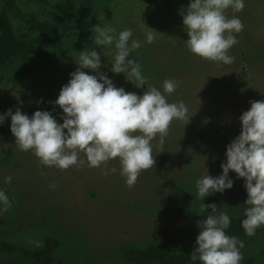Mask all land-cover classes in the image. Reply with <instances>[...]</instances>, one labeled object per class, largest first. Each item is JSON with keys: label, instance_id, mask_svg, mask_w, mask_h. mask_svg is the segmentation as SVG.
Segmentation results:
<instances>
[{"label": "rangeland", "instance_id": "374dc122", "mask_svg": "<svg viewBox=\"0 0 264 264\" xmlns=\"http://www.w3.org/2000/svg\"><path fill=\"white\" fill-rule=\"evenodd\" d=\"M188 4L189 0H115L87 23L82 37L56 46L40 61L15 62L0 70V114L20 108L31 116L47 110L62 123V109L52 102L78 67L75 58L94 46L92 28L97 24L131 28L133 38L144 41L150 27L157 31L155 41L142 44L131 56L153 86L162 90L165 79L175 80L179 86L168 96L169 102L183 101L193 114L187 125L173 121L163 145L153 141L155 165L142 171L131 188L120 175L118 160L100 168L88 167L86 161L66 170L42 165L32 151L15 145L11 120L6 118L0 125V188L12 207L0 214V264H33L18 249L4 250L2 244L33 249L41 247L47 235L59 242L49 264H138L125 256L130 247L193 246L198 221L166 207L175 194L193 195L195 210L215 203L230 217L244 212L243 178L230 171L233 187L203 200L197 198L196 180L206 172L213 177L222 173L226 147L241 131L240 115L250 108V101L264 100V0H244L242 11H226L244 26L229 50L234 57L230 65L210 62L187 49L182 11ZM97 51L104 54L100 71L116 87L143 94L146 85L138 89L123 73L109 70L114 49ZM8 148L12 155L6 161ZM6 176L12 177L10 183L4 182ZM237 238L244 242L243 259L254 257L253 264H264V231Z\"/></svg>", "mask_w": 264, "mask_h": 264}, {"label": "clouds", "instance_id": "9594fccd", "mask_svg": "<svg viewBox=\"0 0 264 264\" xmlns=\"http://www.w3.org/2000/svg\"><path fill=\"white\" fill-rule=\"evenodd\" d=\"M244 6V0H189L182 11L189 37L185 41L187 49L210 62L232 64L234 57L229 50L237 43L235 34L244 26L238 16L229 18L225 13L228 9L238 13ZM91 31L95 33L91 38L94 46L75 58L78 67L52 102L62 109L63 122L47 110H36L29 116L17 108L15 112L9 109L0 114V125L10 117L15 145L21 151H32L47 167L66 170L86 161L88 167L100 168L118 160L120 175L131 188L142 171L155 165L153 141L163 145L173 121L187 125L193 114L183 101L169 102L168 96L179 86L175 80L165 79L162 90L153 86L141 64L131 56L142 44H152L157 31L148 27L144 41L134 39L131 28L117 30L97 24ZM98 47L114 49L109 70L123 73L138 89L146 85L142 95L116 87L100 71L102 51L98 52ZM250 105L239 117L240 134L226 147L222 173L213 177L206 172L196 180L197 198L202 200L233 187L230 171L245 180L247 199L241 227L247 236L255 235L264 226V100L250 101ZM11 180V176L4 178L5 183ZM11 207L9 195L0 188V214ZM204 208L211 211L198 222L200 231L190 254L192 264H241L244 242L227 234L230 216L218 211L215 203L204 204Z\"/></svg>", "mask_w": 264, "mask_h": 264}, {"label": "trees", "instance_id": "16d2710c", "mask_svg": "<svg viewBox=\"0 0 264 264\" xmlns=\"http://www.w3.org/2000/svg\"><path fill=\"white\" fill-rule=\"evenodd\" d=\"M114 1L56 0L53 4L51 0H0V70L15 62L40 61L56 46L82 37L87 23L92 22ZM55 118L58 120V117ZM11 155L12 149L8 148L4 159L9 160ZM193 200L195 197L191 194H175L166 207L187 214L199 222L209 212L192 208ZM244 218V212L231 216L227 234L245 236L241 227ZM263 231L264 226H261L256 233ZM58 245V240L49 235L45 236L43 246L33 249L15 243L2 244L4 250L18 249L24 258L43 264L54 260L53 250ZM194 246L171 250L166 246L149 244L142 248L130 247L125 251V256L138 264H192L190 254ZM254 262V257H247L242 259L241 264Z\"/></svg>", "mask_w": 264, "mask_h": 264}, {"label": "flooded vegetation", "instance_id": "af4514ba", "mask_svg": "<svg viewBox=\"0 0 264 264\" xmlns=\"http://www.w3.org/2000/svg\"><path fill=\"white\" fill-rule=\"evenodd\" d=\"M44 244H45V240H44ZM44 244H43V245H44ZM43 245H42V246H43ZM27 260H28L29 262L33 263V264H37V263L32 262L29 258H28ZM38 264H39V263H38ZM40 264H43V263H40Z\"/></svg>", "mask_w": 264, "mask_h": 264}, {"label": "water", "instance_id": "95a60500", "mask_svg": "<svg viewBox=\"0 0 264 264\" xmlns=\"http://www.w3.org/2000/svg\"><path fill=\"white\" fill-rule=\"evenodd\" d=\"M240 75H241V73H240Z\"/></svg>", "mask_w": 264, "mask_h": 264}]
</instances>
